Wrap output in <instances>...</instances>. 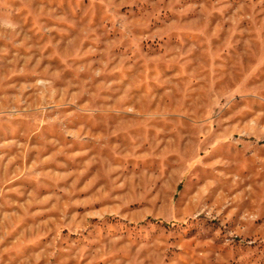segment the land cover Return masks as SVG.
<instances>
[{
	"label": "rangeland",
	"instance_id": "rangeland-1",
	"mask_svg": "<svg viewBox=\"0 0 264 264\" xmlns=\"http://www.w3.org/2000/svg\"><path fill=\"white\" fill-rule=\"evenodd\" d=\"M0 264H264V0H0Z\"/></svg>",
	"mask_w": 264,
	"mask_h": 264
}]
</instances>
